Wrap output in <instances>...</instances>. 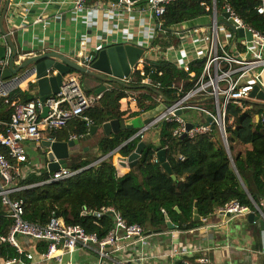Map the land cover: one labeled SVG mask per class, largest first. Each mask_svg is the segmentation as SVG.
Masks as SVG:
<instances>
[{"label": "trees", "instance_id": "1", "mask_svg": "<svg viewBox=\"0 0 264 264\" xmlns=\"http://www.w3.org/2000/svg\"><path fill=\"white\" fill-rule=\"evenodd\" d=\"M203 1L201 4L198 0H178L166 6L158 20L164 34L155 37L153 42L158 49L179 45L180 38L171 30L174 25L211 13V0ZM258 3L259 0H216V8L221 12L225 5H229L243 23L263 31L264 14L256 11ZM203 63L204 59L191 61L188 70H184L159 55L156 58L148 57L144 59L143 75L139 70H134L130 74L131 84L118 83L117 87L103 91L86 114L98 127L111 119L131 120L158 106L153 100L158 92L153 84H143V79L149 77L155 85L159 83L158 91L163 95L164 102L169 103L193 86ZM189 72H194V76H190ZM71 74L83 76L76 71ZM172 83L181 84V92L170 88ZM128 89L142 91L137 99L138 110L120 109V101L127 96ZM36 97L29 89H19L8 98H0V121L8 120L11 101L27 102ZM145 99L148 104L144 103ZM206 102L208 100L202 103ZM176 126V122L162 121L158 126L156 143L141 140L139 136L130 139L136 128H124L117 133L100 136L96 150L102 156L117 149L118 154L126 157L139 142H144L136 164L121 176L117 174L111 156L89 165L97 155L89 157L86 152L77 153L69 157L66 165L70 170H79L74 175L24 188L12 197L23 200V217L30 222L45 224L54 214L66 224H78L88 233L95 232L99 238L105 236L113 225L111 214L101 211L104 207H113L128 223H138L145 230L164 231L167 216L175 225V230L187 231L199 227L202 217H209L216 208L231 200L251 207V199L257 203L264 200V102L245 99L242 106L229 103L226 110L229 153L216 128L192 138H174L172 131ZM67 127L63 132L58 130L48 135L61 140L72 132L83 137L87 133L83 120L73 119ZM3 128L0 124V132ZM236 143L250 144L251 148L234 152ZM159 149L165 150L170 172L157 159ZM0 150L6 153V148L1 145ZM47 175V170H42L39 174L19 177L16 183L36 184L45 180ZM194 209L199 217L197 220L193 218ZM5 211L0 200L2 235H7L11 224ZM46 245V242L37 243L38 251H45ZM199 255L182 257L175 264H184L183 260L196 264L195 259ZM10 258L26 259L9 242H0V259L4 261ZM260 264H264V256Z\"/></svg>", "mask_w": 264, "mask_h": 264}, {"label": "built area", "instance_id": "2", "mask_svg": "<svg viewBox=\"0 0 264 264\" xmlns=\"http://www.w3.org/2000/svg\"><path fill=\"white\" fill-rule=\"evenodd\" d=\"M176 1L178 0H89V2L88 0H72V3L73 9L76 11L99 8L111 11L120 9L131 11L132 6L139 4L141 6L140 11L152 15L156 19L157 27L164 34L158 20L164 14L166 6ZM198 1H201V4L204 3L203 0ZM206 8L208 9V6ZM223 9L235 20L237 24L235 30L238 28L245 29L251 33V39L247 40L245 36L240 37L235 31L227 27V19L221 16V12L217 11L216 0H211L210 24L207 26H193L184 33H175L171 29L180 38V46H178L180 48L176 49L177 46L171 45L166 47L164 51L166 49L174 50L177 58L181 56L182 61L179 60L180 62L176 61L173 64L184 70H188V64L191 61L204 59L201 73L190 89L169 103L164 102L163 95L158 91L159 83L155 85L149 77L143 79V84H153L155 91L158 92L157 96H153V100L158 104V108L163 105L164 110L137 129L130 139L139 136L141 140H144L146 132L150 128L158 131L161 122L166 121L177 123L172 131L174 138H192L197 134L216 128L221 140L227 142L226 110L229 103L242 106V100L251 99L249 92L254 85H259L264 90L262 76L260 73H253L255 69L264 68V30H258L243 23L229 5H225ZM256 11L259 14H264V0H259ZM219 16L222 17L223 23L218 22ZM41 21V17L35 20L36 23ZM151 48L158 50L155 43L149 46V49ZM189 48L193 49L195 56L187 57L185 55L186 49ZM183 54L187 58H183ZM159 56L168 60L166 56ZM148 57L149 54L144 52L143 48L142 56L130 73L139 70L140 74L143 75L144 59ZM94 59L95 55L85 49L83 42L79 48L77 63L90 68ZM5 66H7L6 59L0 60V67L4 68ZM49 73L51 72L49 71ZM130 73L122 77V84L132 83ZM189 75L194 76V72H189ZM81 79V76L70 73L62 78L58 92L44 100L37 96L27 102L11 101L8 120L0 121L4 127L3 131L0 132V145L6 148V153L0 150V200L5 206L6 216L11 220L7 235L0 234V242H9L19 254L24 255L27 260L34 261L35 264L51 260L57 264H63L65 254H72L78 250H87L96 254V261L92 263L69 261L65 264H104L106 261H111L112 264H127L124 259L116 257V253L137 249V246L142 245L147 237L145 229L140 224L128 223L118 211L110 206L104 207L101 211L111 214L113 225L105 236L99 238L95 232L88 233L78 224H66L54 214L45 224L30 222L23 217V200L12 197L14 193L24 188L65 179L79 171L59 167L56 170H47V178L39 183L29 185L16 183L20 176L17 164L27 159L25 140L39 139L42 133H46L47 139L53 141L56 138L48 134L62 129L73 119L83 120L87 128L86 135L89 133V127L93 125V121L86 112L97 103L102 92L99 94L86 93L82 88ZM35 83L36 68L34 65H28L7 78H0V98H8L16 90H22ZM170 88L176 89L177 92L182 90L181 84L172 83ZM126 92L127 96L120 101V109L138 110L137 99L141 93L140 90L128 89ZM206 100L208 102L202 105L201 103ZM144 103L148 104V100L145 99ZM45 107L47 113L42 116ZM184 110H196L204 115L205 120L193 121L190 117H184L182 115ZM177 112L181 113L178 114ZM207 118H210L208 123L206 122ZM187 123L191 124L190 128H187ZM78 137H83V135H71L68 139H77ZM112 154L113 152L110 156ZM105 158L104 156L99 157L93 161L92 165ZM116 169L117 174L121 176L127 173L130 168L117 165ZM251 202L253 207L241 204L238 200H231L216 208L214 213L224 216L225 223L234 218L246 217L249 213L258 214L264 219V200L257 203L251 199ZM201 220L206 223L208 216L202 217ZM169 232L172 233L173 231ZM17 236H24L29 241L36 243L46 242V250L38 252V258L35 259L32 253L23 249ZM141 252L138 251V259L143 258ZM181 253V251L172 250L169 255ZM15 262L25 264L20 258L4 260V264ZM196 262V264H205L207 259H196ZM183 263L195 264L188 260H183Z\"/></svg>", "mask_w": 264, "mask_h": 264}, {"label": "crops", "instance_id": "3", "mask_svg": "<svg viewBox=\"0 0 264 264\" xmlns=\"http://www.w3.org/2000/svg\"><path fill=\"white\" fill-rule=\"evenodd\" d=\"M6 2L7 0H0V17ZM140 7L139 4L132 6L131 11L126 9L111 11L105 8L76 11L73 9L72 0H9L4 18L2 22L0 21V45L6 46L5 59L8 62V54L11 49L2 34V26L17 50V56L14 58L16 64H20L30 56L51 51H56L77 62L79 48L83 42L85 49L95 57L99 50L108 46L132 44L144 48V52L146 51L149 57L166 56L168 61L174 64L176 61H182L181 56L176 57L174 50L149 49L155 37H160L163 33L157 27L156 19L148 13L141 12ZM203 16L210 17L209 14ZM38 17H41L42 21L36 23L35 20ZM197 18L178 23L172 27V30L175 33H184L190 27L198 25ZM178 46L175 48L179 49ZM186 50L187 57L195 56L193 49ZM169 51L172 58L168 54ZM185 55L183 54L182 57L187 58ZM253 73H260L264 82V68L255 69ZM120 81L122 82V79ZM112 83H110L111 87ZM29 86L22 90L29 89L30 93L38 96L36 83L31 88ZM85 92L94 93L93 91ZM131 110L133 109L127 108L123 111ZM67 125L59 131L67 130ZM155 131L153 130V132ZM71 135H75V133L72 132L66 139L61 140H67ZM102 135H104L103 130L98 127L93 135L87 138L78 137L80 148L72 151L71 155L90 151L91 144L89 143ZM154 138V141L157 142V134ZM43 140H47L46 133H42L39 139L24 141L27 159L17 164L20 170L19 177L49 170L48 161L41 146ZM237 144H239L237 147L241 148L240 150L251 148L250 144ZM235 151L236 147H234ZM116 152L112 154L115 166H117V155H120ZM38 154L44 158L38 159L36 157ZM224 221V216L213 213L208 217L206 223L202 222L199 227L187 231L173 230L170 233L165 228L164 231L158 233L152 229L145 230V233L151 231V234H146L147 237L142 245H138L137 249L132 251L117 252L116 257L124 259L127 264H172L182 257H195L200 254V257L196 259H207L205 264H260V260L264 256V230L256 223L248 222L247 216L234 218L226 223ZM17 239L26 252L32 253L35 259L38 258L39 251L35 241H29L24 236H17ZM172 250L182 253L169 255ZM138 251H142L143 258L138 259ZM96 259V254L87 250H78L72 254H65L62 263L65 264L69 261L92 263ZM21 260L25 264H35L32 260ZM0 264H4L2 259H0ZM13 264H20V262ZM40 264L57 263L51 260ZM104 264L112 263L106 261Z\"/></svg>", "mask_w": 264, "mask_h": 264}, {"label": "water", "instance_id": "4", "mask_svg": "<svg viewBox=\"0 0 264 264\" xmlns=\"http://www.w3.org/2000/svg\"><path fill=\"white\" fill-rule=\"evenodd\" d=\"M8 1L4 7V10L1 14L0 21L2 22L4 14L7 9ZM221 16L227 19V24L230 30L235 31L238 36L243 37L247 40L251 39V33L246 31L243 28H238L235 30L237 25L235 20L229 16V14L222 10ZM2 34L6 38L7 44L11 49L9 54L7 66L4 68L0 67V78H7L12 74L17 73L22 68L28 65H34L36 68V85H37V94L41 100L46 99L47 97L56 94L61 85L62 78L73 71L82 73L81 85L82 88L86 91H93L95 94H99L107 89H109L110 83L112 82H121L123 76L129 75L131 68L137 63L138 59L143 53V48L132 45V44H116L108 46L98 51L97 56L90 65V68L84 67L81 64L71 60L70 58L56 52H46L39 55H33L25 59L20 64L14 62V58L17 56V50L13 44L9 34L1 26ZM6 57V46L0 45V60L5 59ZM49 71L51 73H49ZM249 98L257 99L264 102V90L260 88L259 85H254L252 90L249 92ZM161 110L157 107L155 109L143 112L140 114L136 120H118L111 119L102 123L100 126L103 130L104 135L108 136L111 133H117L118 131L124 128H136L142 127L144 124L148 123L149 120L157 115ZM47 113V108H44L42 116H45ZM180 114L181 112H177ZM258 116H256V120ZM137 121V122H136ZM210 118H207L206 122L208 123ZM191 124L187 123V128H190ZM98 126L91 125L89 127V133L85 136L86 138L93 135L97 130ZM223 145L226 151L229 153V147L226 141H223ZM144 142L141 141L138 143L135 150L128 156L117 157V164L121 167H133L139 156L142 152V147ZM42 150L45 154V157L48 161L49 171L56 170L59 167H66L67 160L69 159L71 152L78 150L80 144L78 139H67V140H43L42 141ZM115 151V150H114ZM112 151V152H114ZM111 154H105L104 157H107ZM157 159L161 162L162 166L170 172L169 165L165 158V150L159 149L156 152ZM93 163V162H92ZM89 164V165H92ZM88 167V166H87ZM194 220L199 219L197 210L194 209ZM166 228L169 231L175 230V225L165 216ZM247 220L250 223H256L258 227L264 230V219L260 215L255 213H249L247 215ZM155 232H162L160 229L155 230ZM146 234H151V231H146ZM16 235V234H14Z\"/></svg>", "mask_w": 264, "mask_h": 264}, {"label": "rangeland", "instance_id": "5", "mask_svg": "<svg viewBox=\"0 0 264 264\" xmlns=\"http://www.w3.org/2000/svg\"><path fill=\"white\" fill-rule=\"evenodd\" d=\"M197 23H198V25H208V24H210V17H208V16H201V17H199V18H197V21H196ZM218 22L219 23H223V20H222V18H221V16H219L218 17ZM225 24V23H224ZM228 27V26H227ZM168 54H169V56L172 58V55H171V52L169 51L168 52ZM112 86H114V87H117L118 86V83H116V82H114V83H112ZM84 90V89H83ZM85 91H86V89H85ZM140 92H142V91H140ZM202 105H205L204 103H201ZM159 109L161 110V111H163L164 110V106L163 105H160L159 106ZM182 115L184 116V117H190L193 121H204L205 120V117H204V115L202 114V113H200V112H198V111H196V110H184L183 111V113H182ZM138 117V116H137ZM137 117H135V118H137ZM135 118H133V119H131V120H136ZM137 122V121H136ZM140 127H138V129H139ZM157 134V132L155 131V132H153V130L150 128L147 132H146V135H145V138H144V141H149V140H152L153 142H155L156 143V141H154L155 140V138H154V136ZM155 134V135H154ZM89 144H91L90 145V151H88V152H86V154H87V156H89V157H91V156H95V155H97V157L95 158V160L97 159V158H99V157H101L102 155L100 154H98V152H97V150H96V144H97V139H93ZM237 145H239V144H235L234 145V147H236V151L235 152H238V151H244V149L243 150H240L241 148H239V147H237ZM237 148H239L238 150H237ZM117 153V152H116ZM36 154H37V152H36ZM114 154V153H113ZM116 155V154H115ZM115 155H113V156H115ZM104 156V155H103ZM36 157H38V159H43L44 157L42 156V155H36ZM117 157H118V155H117ZM110 159H112V162H113V157L111 156L110 157ZM116 163H117V161H116ZM118 165V164H117Z\"/></svg>", "mask_w": 264, "mask_h": 264}, {"label": "clouds", "instance_id": "6", "mask_svg": "<svg viewBox=\"0 0 264 264\" xmlns=\"http://www.w3.org/2000/svg\"><path fill=\"white\" fill-rule=\"evenodd\" d=\"M110 156V155H109ZM108 157V156H107Z\"/></svg>", "mask_w": 264, "mask_h": 264}]
</instances>
